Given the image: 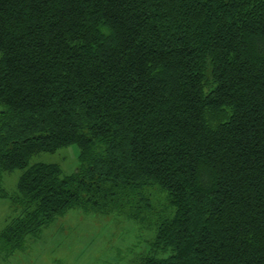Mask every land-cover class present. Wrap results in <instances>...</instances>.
I'll return each instance as SVG.
<instances>
[{
    "label": "trees",
    "instance_id": "trees-1",
    "mask_svg": "<svg viewBox=\"0 0 264 264\" xmlns=\"http://www.w3.org/2000/svg\"><path fill=\"white\" fill-rule=\"evenodd\" d=\"M0 199L8 256L82 209L135 264H264V0H0Z\"/></svg>",
    "mask_w": 264,
    "mask_h": 264
},
{
    "label": "rangeland",
    "instance_id": "rangeland-1",
    "mask_svg": "<svg viewBox=\"0 0 264 264\" xmlns=\"http://www.w3.org/2000/svg\"><path fill=\"white\" fill-rule=\"evenodd\" d=\"M79 149L70 146L30 160L59 164L70 174L77 170ZM23 171L4 176L3 187L15 191ZM11 203L0 199V231L12 216ZM154 232L126 218L73 209L47 226L40 237L28 239L26 249L8 256L0 250V264H135L146 253Z\"/></svg>",
    "mask_w": 264,
    "mask_h": 264
}]
</instances>
